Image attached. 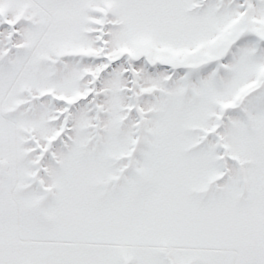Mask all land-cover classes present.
I'll return each mask as SVG.
<instances>
[{
  "label": "snow or ice",
  "instance_id": "obj_1",
  "mask_svg": "<svg viewBox=\"0 0 264 264\" xmlns=\"http://www.w3.org/2000/svg\"><path fill=\"white\" fill-rule=\"evenodd\" d=\"M0 264H264V0H0Z\"/></svg>",
  "mask_w": 264,
  "mask_h": 264
}]
</instances>
